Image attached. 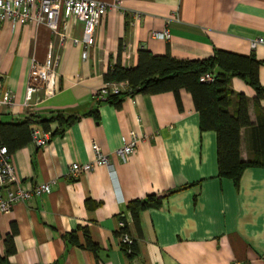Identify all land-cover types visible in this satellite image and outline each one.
I'll return each mask as SVG.
<instances>
[{
	"label": "crops",
	"instance_id": "1",
	"mask_svg": "<svg viewBox=\"0 0 264 264\" xmlns=\"http://www.w3.org/2000/svg\"><path fill=\"white\" fill-rule=\"evenodd\" d=\"M98 1L108 11L85 61L71 44L83 35L75 18L63 43L44 24L11 29L0 21V85L14 97L11 106L0 107V122L79 117L68 126L36 125L49 133L48 142H29L10 155L23 189L55 184L0 214V264H264V165L247 167L237 182L219 177L216 132L200 129L184 90L181 109L171 92L126 95L119 106L94 98L107 85L108 69L135 67L140 49L178 60H204L217 51L249 56L263 63L264 87V0ZM257 39L263 42L252 48ZM51 46L59 57L58 91L46 99L40 92L33 107H24L30 64L42 62ZM229 87L247 99L252 126L240 131V158L247 163L256 159L254 127L264 98L257 106L254 90L237 76ZM236 108L233 100L229 110ZM131 132L141 141L122 162L115 152ZM93 141L112 170L100 166L70 177L73 164L93 161ZM149 195L161 203L140 211L136 224L128 205ZM119 229L133 239L130 255L119 245ZM9 239L13 252L7 253Z\"/></svg>",
	"mask_w": 264,
	"mask_h": 264
},
{
	"label": "trees",
	"instance_id": "2",
	"mask_svg": "<svg viewBox=\"0 0 264 264\" xmlns=\"http://www.w3.org/2000/svg\"><path fill=\"white\" fill-rule=\"evenodd\" d=\"M262 62L249 56L236 55L225 51H217L215 56L204 60H178L169 54L155 56L145 49L138 51V63L133 68H124L119 63L110 67L104 75L107 84L125 82L129 91L119 95H110L106 101L119 106L126 95H156L165 92L173 93L177 106L181 109L180 91L191 95L194 109L199 114L201 130H213L217 135L218 174L221 178H230L237 182L247 167L264 165V113L257 114V126L254 127L258 137L252 147L255 160L243 163L240 158V131L249 128L247 99L243 94L234 93L229 87L230 78L237 76L244 80L255 92V104L264 98V87L259 82V67ZM215 73L213 83L201 82L206 73ZM236 101V112L229 110L231 102ZM94 114V113H91ZM78 116L56 114L49 119L29 117L23 122H0V146L6 147L11 155L16 150L32 142V131L36 125L47 129L49 123L56 121L60 125H71ZM253 128V127H252ZM161 198L149 195L143 200L129 203V211L138 224V214L148 208L158 207ZM87 246L93 244L86 240ZM10 239L7 241L8 252ZM9 244V245H8ZM1 262V260H0Z\"/></svg>",
	"mask_w": 264,
	"mask_h": 264
},
{
	"label": "built area",
	"instance_id": "3",
	"mask_svg": "<svg viewBox=\"0 0 264 264\" xmlns=\"http://www.w3.org/2000/svg\"><path fill=\"white\" fill-rule=\"evenodd\" d=\"M120 2V0H116ZM108 11V5L98 0H0V21L7 22L11 29L17 26L41 25L44 24L58 37L60 43L68 38L69 19L75 18L83 24V35L81 39H71V44L80 48V57L83 61L87 59L88 51L95 46V31L101 19ZM62 18V20H60ZM164 38H169L168 32L162 33ZM262 39L252 42V48L262 43ZM59 57L53 47L49 50L42 62L33 60L29 67L28 80L24 94V107H33L34 96L43 92L44 99L53 96L58 91V67ZM214 73H206L201 76V82L213 83ZM129 91L125 82L107 84L97 90L94 94L96 101H106L110 95H119ZM14 97L10 91L0 85V107L11 106ZM49 133H43L34 128L32 131V143L37 147L44 146L49 140ZM140 138L136 133L131 132L128 139L122 141V146L115 152V155L122 161L135 152L140 144ZM94 159L86 164H73L69 169V176L77 178L79 175L89 172L96 167L107 166L110 171L109 156L104 154L96 142L91 143ZM55 181L46 184L36 185L31 190L22 188L17 177L14 166L10 161V154L6 147L0 146V214H8L15 205L23 204L31 200L33 196H41L50 192ZM119 228L124 223H119ZM119 229L118 241L123 251L132 254L133 239L129 234ZM233 264H238L234 262Z\"/></svg>",
	"mask_w": 264,
	"mask_h": 264
}]
</instances>
